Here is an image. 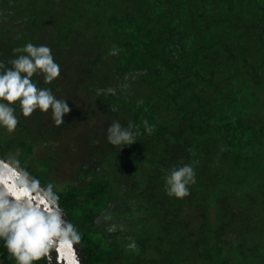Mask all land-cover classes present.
Instances as JSON below:
<instances>
[{"label":"trees","instance_id":"trees-1","mask_svg":"<svg viewBox=\"0 0 264 264\" xmlns=\"http://www.w3.org/2000/svg\"><path fill=\"white\" fill-rule=\"evenodd\" d=\"M29 42L61 69L38 86L95 98L103 114H78L89 131L76 183L60 187L58 157H37L32 125L47 113L17 107L0 154L58 201L87 264H252L264 246V0H0V61ZM115 121L137 143L109 144ZM189 163V195L168 196L166 173ZM0 264H17L3 240Z\"/></svg>","mask_w":264,"mask_h":264},{"label":"clouds","instance_id":"clouds-1","mask_svg":"<svg viewBox=\"0 0 264 264\" xmlns=\"http://www.w3.org/2000/svg\"><path fill=\"white\" fill-rule=\"evenodd\" d=\"M11 67L0 61V129L14 132L20 115L31 117L39 110L51 111L56 126L64 124L70 112L68 100L57 98L51 88L40 87L33 80L37 74L43 76L45 84H51L60 76V65L55 62L51 48L31 42L13 50ZM110 55H117L115 49ZM147 132L153 128L145 121ZM137 133L129 125L113 122L107 129V141L113 146H131ZM193 164L176 167L165 175V190L170 197L183 198L189 195L190 185L196 182ZM78 240L79 235L72 224L59 216L37 212L26 202L0 200V240L17 264H35L58 239ZM129 251H138L135 241L127 245Z\"/></svg>","mask_w":264,"mask_h":264},{"label":"rangeland","instance_id":"rangeland-1","mask_svg":"<svg viewBox=\"0 0 264 264\" xmlns=\"http://www.w3.org/2000/svg\"><path fill=\"white\" fill-rule=\"evenodd\" d=\"M68 90L70 91V87L67 89V91ZM74 92L75 90L72 89L70 93L67 92V96L65 94L63 96L57 97L60 99L68 100L70 112L65 116V118L68 122L75 123L71 129L65 128L66 130H62L60 134H52L54 132L53 129L56 125L52 119L51 111H49L47 115L44 116L45 121L41 123L42 125H38V117H36L35 122L32 125L33 133L36 136L38 135L42 138L41 140H36V142L39 143V146L36 150L37 157L44 158L53 153L59 159L60 169L57 175V182L60 187H64L66 183H76L78 181V169L85 160L81 158V153L79 152H81L82 147L84 146L85 136L88 133L89 128L87 127V125L85 126L80 124L78 115L79 112H89L90 115H93L92 113L94 111L96 113L101 109L102 104H100V102H98V100L95 98H86L84 99L85 102H79L81 97L73 94ZM70 95L72 97L71 100L68 99ZM100 112L101 111L98 112V115L103 114L102 112ZM100 124L101 123L99 122V125ZM83 158H85V156ZM258 210L261 213L263 211L262 209L260 210L259 207ZM232 220L233 225H239L238 222H240V218L238 216H232ZM240 225L243 226V223L241 222ZM244 226H246L245 223ZM244 226L243 228L246 229V227ZM231 233L232 232H229V235ZM232 237L237 241V235H232ZM253 243L254 241L252 242V244ZM257 251L258 252L252 251V255H250L248 258H251L252 264H264L262 263L263 258H261V255L263 256L264 254V246L262 249L258 248ZM259 253L261 254L260 257L254 259L253 256L259 255Z\"/></svg>","mask_w":264,"mask_h":264},{"label":"water","instance_id":"water-1","mask_svg":"<svg viewBox=\"0 0 264 264\" xmlns=\"http://www.w3.org/2000/svg\"><path fill=\"white\" fill-rule=\"evenodd\" d=\"M0 200L23 201L37 212L70 220L58 201L19 165L0 154ZM58 239V238H55ZM48 264H87L79 240L58 239L44 254Z\"/></svg>","mask_w":264,"mask_h":264}]
</instances>
